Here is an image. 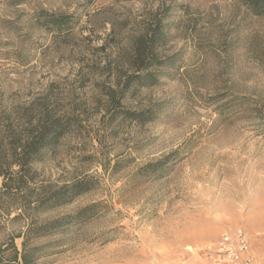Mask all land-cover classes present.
Masks as SVG:
<instances>
[{"label": "rangeland", "instance_id": "374dc122", "mask_svg": "<svg viewBox=\"0 0 264 264\" xmlns=\"http://www.w3.org/2000/svg\"><path fill=\"white\" fill-rule=\"evenodd\" d=\"M165 15L158 52L178 54L180 68L123 100L153 121L113 120L107 88ZM45 112L71 126L22 192L93 187L45 211L0 203L2 264L31 225L91 206L93 217L31 241L34 264H210V249L237 229L264 264V15L238 0H0V150Z\"/></svg>", "mask_w": 264, "mask_h": 264}, {"label": "trees", "instance_id": "16d2710c", "mask_svg": "<svg viewBox=\"0 0 264 264\" xmlns=\"http://www.w3.org/2000/svg\"><path fill=\"white\" fill-rule=\"evenodd\" d=\"M238 1L252 15H264V0ZM41 16L44 17L46 22L59 28L68 27L71 23L69 16L62 18L49 14H41ZM166 19V15L163 18H157L154 25L150 26L145 34H142L133 41L132 52L126 64L127 70L119 72L113 85L107 88L104 111L113 120L123 117L141 124L153 121L151 112L128 110L124 108L122 102L135 87L156 85L164 70L180 68L179 63L181 60L178 54L162 58L158 52V49L166 43ZM29 124L33 126L29 127L24 138L14 135L10 143V150L8 152L0 150L1 205H4L6 199L9 198L13 201H18V203H24L23 206H20V211H26L27 207L34 211H45L68 204L74 198L90 191L93 187L90 179H83L55 189H46L44 192L36 194L34 198L29 193L25 194L22 192V188L27 187L28 182L33 179V176H31V165L39 160L46 150L51 149L57 144L71 126V119L65 120L60 116H53L45 112L37 122L33 123L29 121ZM169 158H165L164 162ZM161 163L163 162L160 161L155 165H161ZM155 165H149L141 169V172L149 168H155ZM14 168L17 170H13ZM157 171L154 173H157ZM26 192H28L27 188ZM32 204H34L33 207L30 206ZM93 209V206L87 207L75 215L55 219L40 225H31L23 236L22 252L14 249L15 246L12 243L11 249L13 248L14 252L6 264H34L31 249L29 248L32 240L48 236L57 230H62L77 220L85 221V219L93 217ZM5 251L7 249L3 250L0 248V253L2 254L0 256V264L4 262Z\"/></svg>", "mask_w": 264, "mask_h": 264}, {"label": "built area", "instance_id": "2783aa9c", "mask_svg": "<svg viewBox=\"0 0 264 264\" xmlns=\"http://www.w3.org/2000/svg\"><path fill=\"white\" fill-rule=\"evenodd\" d=\"M212 264H261L252 252L249 236L242 229L225 232L209 251Z\"/></svg>", "mask_w": 264, "mask_h": 264}, {"label": "crops", "instance_id": "0c3cea01", "mask_svg": "<svg viewBox=\"0 0 264 264\" xmlns=\"http://www.w3.org/2000/svg\"><path fill=\"white\" fill-rule=\"evenodd\" d=\"M210 264H212V262L210 261Z\"/></svg>", "mask_w": 264, "mask_h": 264}]
</instances>
